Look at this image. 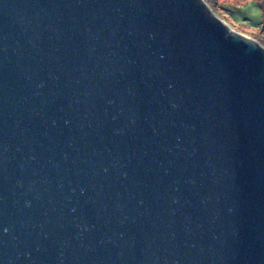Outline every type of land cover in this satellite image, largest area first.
<instances>
[{
	"label": "water",
	"instance_id": "95a60500",
	"mask_svg": "<svg viewBox=\"0 0 264 264\" xmlns=\"http://www.w3.org/2000/svg\"><path fill=\"white\" fill-rule=\"evenodd\" d=\"M0 264H264V48L203 0H0Z\"/></svg>",
	"mask_w": 264,
	"mask_h": 264
},
{
	"label": "rangeland",
	"instance_id": "374dc122",
	"mask_svg": "<svg viewBox=\"0 0 264 264\" xmlns=\"http://www.w3.org/2000/svg\"><path fill=\"white\" fill-rule=\"evenodd\" d=\"M214 15L229 25L232 31L254 41L261 31L258 26H264V0H203ZM209 2H216L212 6ZM262 3V6L261 4ZM231 5V6H230ZM226 7L236 8L232 13L233 21L227 16ZM214 8V9H213ZM243 25V26H240ZM258 27V28H257ZM254 33V34H253ZM258 34V35H256Z\"/></svg>",
	"mask_w": 264,
	"mask_h": 264
},
{
	"label": "trees",
	"instance_id": "16d2710c",
	"mask_svg": "<svg viewBox=\"0 0 264 264\" xmlns=\"http://www.w3.org/2000/svg\"><path fill=\"white\" fill-rule=\"evenodd\" d=\"M212 6H214V5H216V2H214V3H212V2H209ZM259 4H261V6H262V3H259ZM231 6V5H230ZM214 9V8H213ZM236 10V8H233V7H226V9H225V12H226V14H227V16L232 20V22H231V24H236L234 21H233V18H232V13H233V11H235ZM240 26H243V25H240ZM259 27V28H258ZM257 28H258V30H260L261 31V35L259 34H256V35H258V36H260V37H255V40L259 43V45H261L263 48H264V26H258ZM254 34V33H253Z\"/></svg>",
	"mask_w": 264,
	"mask_h": 264
}]
</instances>
